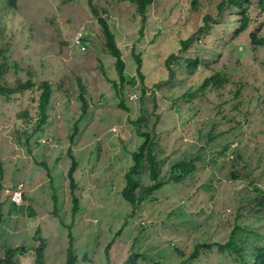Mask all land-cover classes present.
<instances>
[{"label":"rangeland","instance_id":"374dc122","mask_svg":"<svg viewBox=\"0 0 264 264\" xmlns=\"http://www.w3.org/2000/svg\"><path fill=\"white\" fill-rule=\"evenodd\" d=\"M200 1L203 6L196 11L193 0H155L143 24L129 3L93 0L100 12L107 11L101 14L124 53L133 83L124 87L126 108L103 76L107 72L110 80L118 78L116 60L105 50L87 0H17L13 12L0 2L4 84L25 82L31 73L33 81L54 86L50 121L40 137L33 135L32 125L16 119L20 110L34 112L32 93L0 98L1 244L18 249L22 264H66L70 232L78 264H108L111 241L110 264H123L132 252L149 258L139 264H155L151 259L180 264L197 244H225L233 233V251L215 249L198 264H254V250L264 247V46L254 49L251 34L264 38V10L261 0H253L248 6L251 25L236 36L239 10L226 8L220 17L214 5L219 0ZM208 9L217 21L198 32ZM81 35L88 51L76 45ZM189 36L194 41L174 64L175 80L155 88L154 83L168 79L165 59L178 55L181 40ZM134 54L142 56L145 82L136 73ZM192 59L201 65L190 72ZM215 73L229 83L184 97ZM78 80L88 92L89 114L72 145L73 122L81 115ZM156 132L163 177L179 161L196 155L201 160L186 182L165 186L134 210L122 195L134 163L131 153L144 141L138 134ZM70 149L79 163L75 177L81 205L75 219L67 175ZM39 161L52 168L54 184L37 167ZM138 179L142 187L152 184L148 164ZM18 184H23L24 198L17 206L10 196ZM55 192L58 218L52 212Z\"/></svg>","mask_w":264,"mask_h":264},{"label":"trees","instance_id":"16d2710c","mask_svg":"<svg viewBox=\"0 0 264 264\" xmlns=\"http://www.w3.org/2000/svg\"><path fill=\"white\" fill-rule=\"evenodd\" d=\"M68 2H72L74 0H67ZM120 3H129L133 5L139 14V17L142 19L143 24H146L147 21V14L148 9L150 6L153 5L155 0H116ZM253 0H219L214 5L216 7V10L218 15L221 17L226 8H235L239 10L241 19H240V26L236 30V36H239L240 34L244 33L251 25L252 17L248 11V6L252 3ZM0 2L6 3L8 8L13 12L16 8L17 0H0ZM87 4L90 10L91 15L96 20L103 39H104V47L107 53L112 56L116 60V72L118 75V78H115L114 80H110L108 78L107 72H104L103 76L106 77L109 83L113 85V88L118 93L120 99H121V106L126 108V106L123 103V93H124V87L126 85H132L133 83L128 80L127 77V63L125 61L124 53L122 48L118 44L117 35L113 33V31L110 28V25L108 21L103 17L102 14L106 15L107 11L102 10L101 12L94 6L93 0H87ZM203 4L200 0H193L192 7L198 11L202 8ZM261 7L264 10V0H261ZM210 9H208L206 15L203 17L202 22L204 23L203 26L200 27V30L198 32H203L207 30L211 25L210 22L217 21V18L213 17V13H211ZM102 13V14H101ZM187 27V26H186ZM188 28L186 29V32H188ZM194 37L189 36L185 40H181L182 43V49H180L179 54H173L165 59V65L164 70L166 69L168 72V79L161 80L160 82H156L153 84L155 88H160L162 84H169L170 82H173L176 78V72L174 69V64L176 61H178V57H180L182 54L186 53L191 45L193 44ZM88 41L85 37H82V35L79 38V46L83 48V51H88L89 47L86 46V43ZM251 43L256 46H264V38L258 37L257 34L252 33L251 34ZM77 45V44H76ZM78 46V45H77ZM135 63H136V73L138 77L141 79L142 82H145V70H144V62L141 55L134 54L133 57ZM200 62L198 59H192L188 63V70L190 72H193L197 70L200 67ZM166 67V68H165ZM6 73V66L3 64H0V98L11 100L15 97L22 96L26 92H30L33 95V102H34V112L31 114L28 109L20 110L16 114L17 120H25L26 125H32L33 129V135L36 137L37 134H39L42 131H45V128L48 126L50 121V106L54 97V86L52 83L47 81H33V76L31 73H28V79L23 81H18L14 85H7L4 84L3 78ZM117 79V80H116ZM229 83V80L227 77L220 73H215L214 75H209L203 84L195 91H192L188 94H184L185 98H195V96L202 91H206L207 88L210 87H224L226 84ZM148 88V84L146 85ZM144 87V92H147V87ZM152 86V87H153ZM240 93V92H239ZM78 102L79 106L81 108V115L80 117L73 123L74 124V130L70 136L71 144L73 145L75 142V138L80 133V124L83 118H85L89 114V97L88 92L86 90V86L78 80ZM141 122V119H138L136 121H133L134 125H139ZM43 133V132H42ZM138 138H143L144 141L141 145L138 146L136 151L132 152L134 163L133 165L128 169L126 173V182L125 187L122 191L123 198L125 201L130 204L134 210H136L138 207L142 206L150 198L154 195V193L162 190L165 186L169 184H175L179 185L184 182H186L192 175H194L198 169V162L201 160L200 155H196L192 159L182 160L177 163H175L170 170L168 178L163 177L160 172V160L157 155V142L159 140V134L156 133H143L138 134ZM214 136H211L210 141H212ZM69 158L72 161V164L68 170V178H69V193L72 197V204H73V215L74 219L76 215L80 211V205H81V196H80V183L77 181L75 177V173L78 169L79 163L76 159V156L74 155L72 149L69 150ZM148 164L150 167V179L152 181L151 185L148 186H141V183L138 179V173L143 168V166ZM37 167H41L43 170H45L47 178L50 179V181L54 184V176L51 172V167H49L46 162L39 161L36 162ZM3 170L0 169V191L2 189L1 181L3 179ZM24 198V189L22 192V201ZM53 200H54V210L53 215H55L57 218L60 217V207H59V197L56 194V192L53 194ZM10 202L15 205L10 198ZM4 224V207L3 202L0 201V226ZM61 224L65 227H70L72 229L73 224H67L65 221L61 219ZM125 225L119 229L117 232V236H120L122 234V228H124ZM234 240H235V234L233 233L230 237V240L226 242L225 244L222 243H203V244H197L195 246L194 251L192 254L185 260H183L180 264H198L202 255L208 252H212L215 249L220 254H225L227 252L234 250ZM112 242V241H111ZM107 247V255L109 257L108 264H110V248L111 243ZM0 264H22L18 258L19 250L12 247H4L1 244V233H0ZM67 257H66V264H78L79 259L76 254V248H75V238L72 232L69 233V244L67 247ZM179 256L184 257V255L179 252ZM149 259L146 255L143 253L138 252H132L129 257L126 259V261L123 264H139L140 261H145ZM253 259L254 264H264V247L257 248L253 252ZM152 263L155 264H162L161 261L151 259Z\"/></svg>","mask_w":264,"mask_h":264},{"label":"built area","instance_id":"2783aa9c","mask_svg":"<svg viewBox=\"0 0 264 264\" xmlns=\"http://www.w3.org/2000/svg\"><path fill=\"white\" fill-rule=\"evenodd\" d=\"M79 38L80 37H78V39L76 40V44L79 46ZM22 192H23V184H18L17 186H16V188L12 191V193H11V196H10V198H11V201L15 204V205H19V204H21V202H23L22 201Z\"/></svg>","mask_w":264,"mask_h":264}]
</instances>
